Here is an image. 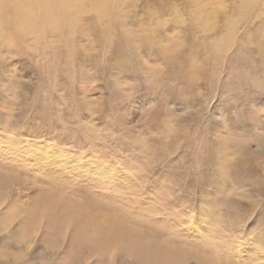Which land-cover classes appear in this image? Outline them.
<instances>
[{"label": "rangeland", "instance_id": "374dc122", "mask_svg": "<svg viewBox=\"0 0 264 264\" xmlns=\"http://www.w3.org/2000/svg\"><path fill=\"white\" fill-rule=\"evenodd\" d=\"M20 1L0 14V264H138L134 240L144 264H264V0ZM141 191L171 234L110 207Z\"/></svg>", "mask_w": 264, "mask_h": 264}, {"label": "snow or ice", "instance_id": "6c2138e0", "mask_svg": "<svg viewBox=\"0 0 264 264\" xmlns=\"http://www.w3.org/2000/svg\"><path fill=\"white\" fill-rule=\"evenodd\" d=\"M145 103H147L146 99ZM112 162L115 163V161ZM139 202L142 207L138 211L134 212H125L122 211L119 207H115L113 205H110V207H114V210L121 212L122 215H127L131 218H134L135 222L150 227L156 231L161 232L162 234L172 233L173 229L168 220L165 218L172 207L170 203H168L164 199L149 200L143 193V191H141L139 195ZM119 203H123V201L116 202V204ZM124 207L127 208V203H124ZM261 211L264 212V208H262ZM220 247L223 249L224 255H233L227 242L221 243ZM262 248H264V245H262Z\"/></svg>", "mask_w": 264, "mask_h": 264}, {"label": "bare ground", "instance_id": "6f19581e", "mask_svg": "<svg viewBox=\"0 0 264 264\" xmlns=\"http://www.w3.org/2000/svg\"><path fill=\"white\" fill-rule=\"evenodd\" d=\"M86 1H88V3H90V1L91 0H86ZM102 1H105V0H102ZM102 1H100V0H93L92 2H93V4L94 3H97V4H100V2H102ZM118 3L121 1V0H116ZM41 3H42V5H41V7L43 8V9H51V8H54V6L53 5H51V4H47L46 2H43V1H40ZM6 4H8V5H14V6H18V5H20L21 4V1L20 0H0V14H2V13H4L6 10H7V5ZM22 13H25V11H23ZM29 13H32V8L30 7V9L27 11V13L26 14H29ZM35 13V12H34ZM2 15H0V17H1ZM45 16H53V13H46V12H44L43 13V17H45ZM33 17H35V14H33ZM1 20L2 19H0V39H2L1 41H0V45L2 44V41H3V32H5V31H2V29H1ZM18 24H16V26H17ZM22 31H24V30H22ZM22 31H20V32H22ZM4 43V42H3ZM46 207H47V205H46ZM72 211V210H71ZM70 213V212H69ZM71 216V215H70ZM139 228H140V226H139ZM132 230V229H131ZM117 232V231H116ZM131 232V231H130ZM135 232H136V230H135ZM233 232V231H232ZM131 234V233H130ZM131 235H133V234H131ZM134 236H137V235H134ZM264 236V235H263ZM235 237V236H234ZM259 238V237H258ZM150 241V240H149ZM161 242V241H160ZM258 242V241H257ZM143 243V244H142ZM146 243H148V242H146L145 241V244ZM150 243V242H149ZM148 243V244H149ZM169 243V242H168ZM168 243H166V245L168 244ZM175 243V242H174ZM174 243L172 242V244L174 245ZM258 243H260V241L258 242ZM261 243H262V241H261ZM164 244H165V242H164ZM118 245H121V247H127L128 249H130V251L132 252V251H134V254H133V256L132 257H135V261L136 262H138V264H144V261H145V263H146V259L145 258H147L150 262H153V261H151L150 259H152V258H154V256L158 253L157 251V253H150L151 251H149V248L147 247H145V245H144V240H143V242H141V241H139V240H134L133 241V243L132 244H122V243H119ZM117 245V246H118ZM159 245V244H158ZM169 245V244H168ZM246 245H248V244H246ZM149 246H152L153 248H154V246H156V245H153V244H150ZM164 246V245H163ZM170 246V245H169ZM151 247V248H152ZM166 247V246H165ZM170 248V247H169ZM176 248H178V247H176ZM163 249V248H162ZM171 249H173V248H171ZM170 249V250H171ZM161 251V250H160ZM175 252V251H174ZM174 252H171V251H164V253H160L159 252V254H158V259H156V261L157 262H160V261H163V260H168V261H170V262H173V263H175L176 261H178L177 260V258H176V256L174 255ZM258 252V251H257ZM176 253V252H175ZM178 256V255H177ZM181 256V255H180ZM156 257V256H155ZM154 260V259H153ZM181 262V261H180ZM250 261H248V263H249ZM253 262V261H252ZM154 263V262H153ZM259 263V262H258ZM152 264V263H151ZM156 264V263H155ZM251 264V263H250Z\"/></svg>", "mask_w": 264, "mask_h": 264}]
</instances>
